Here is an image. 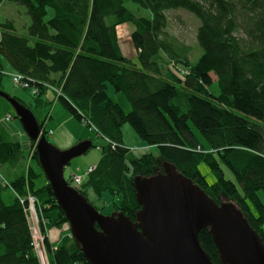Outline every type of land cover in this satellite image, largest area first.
<instances>
[{"label": "trees", "instance_id": "obj_1", "mask_svg": "<svg viewBox=\"0 0 264 264\" xmlns=\"http://www.w3.org/2000/svg\"><path fill=\"white\" fill-rule=\"evenodd\" d=\"M7 1L24 6L31 23L24 37L15 33L12 21L0 22V92L31 110L4 91L6 64L12 69L11 81L18 75L28 85L21 88L30 92L36 109L58 100L104 140L96 146L98 162L77 188L92 206L100 212L89 192L98 198L107 192L113 211L135 221L140 206L133 179L161 172L163 160L217 204L222 199L232 202L264 244L259 197L264 194V0ZM127 3L144 15L136 16ZM48 9L52 16L46 19ZM177 9L200 22L196 43L202 54L195 61L189 60L190 47L167 30L166 12ZM239 17L246 19L247 41L236 35ZM123 25L132 28L126 42L118 38L117 28ZM128 47L135 57L123 55ZM107 84L124 93L130 112L108 97ZM212 84L217 94L209 90ZM50 91L53 100H46ZM38 123L48 140L45 122ZM127 123L143 143L157 148V156H136L123 145ZM29 144L32 160L24 167L21 143L0 126V264H40L28 222V198L34 201L49 264H89L45 177L43 186L35 187L39 174L33 163H39L35 144ZM200 163L214 182L199 172ZM51 230L59 235L54 243L48 237ZM199 242L211 261L220 264L208 229L200 231Z\"/></svg>", "mask_w": 264, "mask_h": 264}, {"label": "water", "instance_id": "obj_2", "mask_svg": "<svg viewBox=\"0 0 264 264\" xmlns=\"http://www.w3.org/2000/svg\"><path fill=\"white\" fill-rule=\"evenodd\" d=\"M0 97L35 144L39 167L89 264H214L199 242L203 229L209 231L220 264H264V244L241 211L228 199L217 204L166 161L161 172L133 179L140 206L135 221L120 211L101 214L63 174L92 142L60 151L27 107L3 92Z\"/></svg>", "mask_w": 264, "mask_h": 264}, {"label": "rangeland", "instance_id": "obj_3", "mask_svg": "<svg viewBox=\"0 0 264 264\" xmlns=\"http://www.w3.org/2000/svg\"><path fill=\"white\" fill-rule=\"evenodd\" d=\"M126 7L129 8L136 16L144 15V11L136 10V6L132 3H127ZM47 11L48 12H47L46 19H49L52 16V11L50 9H48ZM166 15L168 16V19H169V26L167 28L169 34L174 35L185 45L190 47L189 60L195 61L202 54V50L199 48V46L196 43V30L200 25L199 20L191 13L181 10V9L170 10L166 12ZM7 20H10L14 23L15 30H16L15 33L17 35L24 36V37L28 36V27L31 23V19L27 13V9L24 6L15 4L13 2H9L7 0H3L0 3V22L2 23ZM238 22L240 24V28L238 32L236 33V35L242 38L244 41H247V37L245 34V30H244L246 19L243 17H239ZM127 26L130 29V26L129 25ZM118 31L120 34H122L123 30L119 29ZM4 65H5L4 68L6 69V73H7V76H5L3 80L4 91L10 94L11 96L18 98L27 106L31 105L30 111L34 114L38 122L46 121L47 116L52 119H55L54 122H51L50 124L46 125V130H49V129L52 130V127L55 124H58L59 122L63 121L65 117H69V121L67 122L68 128L75 134H80L82 136L81 138H88L91 140L93 147H91V149L83 156L71 160L69 165L65 167L64 173H63L66 180L70 181L72 176L80 177L84 180L88 169L90 167H93L98 162L101 156L100 150L96 148V146L104 144V141L100 137H98L93 131L89 130L86 127V125L82 124L77 119H75L73 115L60 104L58 100H55L52 104L46 107L36 109L32 105L33 97L30 94V92L27 90H23L21 87L14 86L12 84V81L10 78V75L12 74V69L8 67L6 64ZM209 90L213 92L214 94H217V85L216 84L210 85ZM106 93L108 97L114 103L118 105L120 104L119 106L122 108L124 113L130 112L131 105L129 101L127 100L126 96L124 95V93L115 91L114 88L110 84H107ZM53 96L54 95L50 91L48 93V96L46 97V100H48L49 98L52 99ZM5 114L6 115L10 114L12 116L11 121L8 123H3V119L6 116ZM47 121H51V119H47ZM13 125H17L18 130L21 131V134L24 132L21 127V124L19 123V120L15 118L14 111L12 110L9 103L0 97V126L8 130L11 138L19 141L22 144V150L25 154V159L23 160L21 164H23L24 167H28V165L31 163V160H32L31 156L33 152V147L28 143L25 133L22 134L23 139H20L19 135L13 129L10 128V127H13ZM193 131L195 132L199 140L204 143L203 138L200 136V134H198L197 131L194 129ZM83 134H86V135L84 136ZM48 139H49V142L52 143L51 138L49 137ZM122 140L126 146H133V147H128L130 150H133V149L138 150L137 152H133L134 155L136 156L149 153V152L154 154L155 156H157L158 154L157 148H149L148 150L141 151L144 149V147H148V146L139 139L136 132L133 130L131 125L128 123L124 124L122 127ZM73 146L74 144L70 145V143H66L62 147L56 146V148L59 149L60 151H64V150L70 149ZM158 159L162 160L160 158ZM162 162H161V168H162ZM33 166L35 167L37 173L39 174V176L34 180L35 187L39 188L43 186V184L45 183L44 176L40 175L41 173L40 168L38 167L37 164L33 163ZM198 170L204 176L205 180L208 183L214 182L213 175L211 174L208 167L204 163L199 164ZM10 171L14 173L13 170H10ZM224 172H225V177L227 179H232L231 174L226 169H224ZM88 196H89V199L94 200L95 202L94 204L100 210L101 214L109 215L114 212L113 211V197L107 192H103L100 198L95 197L93 192H89ZM259 197L264 204V194L262 192L259 193ZM222 201L223 202L227 201V199H222ZM27 216H28V222H29L31 234L33 237L34 227L36 228V226H34V223H35L34 216H30L29 212L27 213ZM34 236L36 235L34 234ZM45 256L47 257L46 254ZM47 260H48V257H47Z\"/></svg>", "mask_w": 264, "mask_h": 264}, {"label": "crops", "instance_id": "obj_4", "mask_svg": "<svg viewBox=\"0 0 264 264\" xmlns=\"http://www.w3.org/2000/svg\"><path fill=\"white\" fill-rule=\"evenodd\" d=\"M119 29H122L123 31H122V34H120L119 33V31H118V33H119V36H118V38H119V41L120 40H123L124 42H126L127 40H128V36L130 35V33L132 32V28L130 27V29H129V27L127 26V25H123V26H121V27H118L117 28V30H119ZM121 38V39H120ZM123 52V55L124 56H127V57H130V58H133V57H135V52L131 49V48H127V51H122ZM49 93V92H48ZM48 93H47V95H46V97L48 96ZM53 94V93H52ZM48 100H53V98L51 99V98H49ZM55 101V99L53 100V102ZM52 102V103H53ZM120 105V104H119ZM7 113V112H6ZM6 115V114H5ZM47 119H51V121H47ZM65 120H66V122H65ZM55 121V119H52V118H50V117H48L47 116V118H46V121H44L45 123H44V128H45V130H46V125H48V124H50L51 122H54ZM69 121V117H65V119L63 120V121H61V122H59L58 124H55L53 127H52V130L51 129H49V130H46V131H48V138L50 137L51 138V141H52V143H53V145H56V146H58V147H62L63 145H65L66 143H70V145L72 144H76V143H78V142H80V141H86V140H89V141H91L90 139H88V138H81L82 136L80 135V134H75L74 132H72L69 128H68V126H67V122ZM9 128V127H8ZM11 129H13L18 135H19V137H20V139H23L22 137H23V133H25V132H23L22 134H21V131H19L18 130V127H17V125H13V127H10ZM51 133V134H50ZM84 136L86 135V134H83ZM25 136H26V134H25ZM27 137V136H26ZM27 140H28V138H27ZM103 140V139H102ZM48 141H49V139H48ZM104 141V140H103ZM122 142H123V140H122ZM28 143H30V141L28 140ZM104 144H105V142H104ZM104 144H102V145H104ZM22 145V144H21ZM102 145H98V147L99 146H102ZM123 145L125 146V147H133V146H126L124 143H123ZM140 145H142V144H140ZM149 148H152V147H144V149L143 150H141V151H145V150H148ZM28 150H29V148H28ZM24 153V152H23ZM96 165V164H95ZM94 165V166H95ZM91 168V167H90ZM59 235L57 234V232H55V231H49L48 232V237H49V239H50V242L51 243H54V242H56L57 241V237H58Z\"/></svg>", "mask_w": 264, "mask_h": 264}, {"label": "built area", "instance_id": "obj_5", "mask_svg": "<svg viewBox=\"0 0 264 264\" xmlns=\"http://www.w3.org/2000/svg\"><path fill=\"white\" fill-rule=\"evenodd\" d=\"M12 82L16 86L28 87V85L26 83L21 82V77L18 75H12ZM33 93H36V91L33 90ZM10 120H11V116L6 115L5 118L3 119V123H8ZM132 151L137 152L138 150L133 149ZM91 170H92V168H89L87 172H90ZM83 181L84 180L80 177L72 176V178L70 179V185L72 187H74L75 189H77L78 187H80L82 185ZM33 202L34 201L32 198H28V204H29L28 210H29L30 216H34V220H35L34 226H36V228L34 227L33 237H32L33 246H34L36 255L40 261V264H49L47 257L45 256L46 252H45V249L43 247V237L39 233L38 220H37L36 213L34 210ZM34 234L36 236H34Z\"/></svg>", "mask_w": 264, "mask_h": 264}]
</instances>
